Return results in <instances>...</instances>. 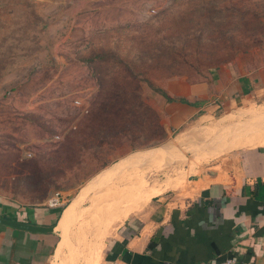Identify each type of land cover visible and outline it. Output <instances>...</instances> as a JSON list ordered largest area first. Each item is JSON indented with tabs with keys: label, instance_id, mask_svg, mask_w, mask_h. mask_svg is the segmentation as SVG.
Returning a JSON list of instances; mask_svg holds the SVG:
<instances>
[{
	"label": "rangeland",
	"instance_id": "obj_1",
	"mask_svg": "<svg viewBox=\"0 0 264 264\" xmlns=\"http://www.w3.org/2000/svg\"><path fill=\"white\" fill-rule=\"evenodd\" d=\"M226 64H264V0H0V216L62 192L53 212L75 208L79 234L67 264H84L99 229L104 244L127 217L233 176L244 149L218 156L222 138L263 123L264 104L176 124L162 94L190 102Z\"/></svg>",
	"mask_w": 264,
	"mask_h": 264
},
{
	"label": "crops",
	"instance_id": "obj_2",
	"mask_svg": "<svg viewBox=\"0 0 264 264\" xmlns=\"http://www.w3.org/2000/svg\"><path fill=\"white\" fill-rule=\"evenodd\" d=\"M192 92L196 96L189 103L168 106L172 123L193 125L207 116L205 109L218 113L264 104V64L247 69L223 65L211 82H197ZM223 145L228 150L244 149L234 164L233 176L219 171L217 179L194 197L176 204L158 201L127 217L104 244L99 229L92 236L96 242L83 244V254L79 250L77 256L82 255L84 264H201L219 263L231 256L239 264H264V142L245 145L241 137L239 141L230 138ZM147 196L148 191L142 197ZM140 205L136 209L144 206ZM53 206L8 208L3 217L58 226L53 233L38 234L0 224V264H67L72 259L70 239L79 236L70 230L76 209L69 205L56 218Z\"/></svg>",
	"mask_w": 264,
	"mask_h": 264
},
{
	"label": "water",
	"instance_id": "obj_3",
	"mask_svg": "<svg viewBox=\"0 0 264 264\" xmlns=\"http://www.w3.org/2000/svg\"><path fill=\"white\" fill-rule=\"evenodd\" d=\"M245 125L247 127V130L253 128V129H260L261 131H264V124L263 123H260L258 125H256V124H245ZM162 147L166 148V146H162ZM155 151H157V149ZM108 171H106V172L108 173ZM101 176L102 175L100 174V176H98V177H101ZM97 178H95V179H97ZM91 183H93V182H91ZM0 224L7 226V227L17 229V230L27 231V232H32V233H38V234L53 233L58 226L57 223H55L53 225H44V224H37V223H32V222H23V221L10 219V218H6V217H1V216H0Z\"/></svg>",
	"mask_w": 264,
	"mask_h": 264
},
{
	"label": "bare ground",
	"instance_id": "obj_4",
	"mask_svg": "<svg viewBox=\"0 0 264 264\" xmlns=\"http://www.w3.org/2000/svg\"><path fill=\"white\" fill-rule=\"evenodd\" d=\"M259 115V114H258ZM261 119V118H260ZM258 121V123H259V120H257ZM262 121L260 120V123H261ZM235 123V122H234ZM248 123H250V122H248ZM264 123V122H263ZM256 124V123H255ZM245 125V124H244ZM245 127V126H244ZM229 128V127H228ZM234 129H236V128H234ZM244 129V128H243ZM252 129H250V131H249V129L247 130V131H249V132H247V131H244V132H247V134L245 135V137H243V136H241V137H243L244 139H245V145H247V144H249V143H262V142H264V134L263 135H253V132H258L257 131V129H255V130H253V131H251ZM239 131V130H238ZM226 132V131H225ZM230 132H232V131H230ZM236 132V131H235ZM261 132V131H260ZM264 131H262V133H263ZM234 133V132H233ZM237 133V132H236ZM233 135H235V134H233ZM242 135H244V134H242ZM232 137V136H231ZM236 137V136H235ZM239 137V136H238ZM236 138V139H238V141L241 139V137L240 138ZM225 140H223V142H224ZM237 141V140H236ZM223 142H222V144H223ZM231 142H235V141H231ZM218 143V142H217ZM237 145H239V142H238V144ZM225 147V146H224ZM219 149H221V148H219ZM228 149H226V147L223 149V150H220V152L218 153V156H220V155H222V154H225V152L227 151ZM217 156V155H216ZM120 172V171H119ZM116 174V173H115ZM158 190V189H157ZM151 191V190H150ZM88 263V262H87Z\"/></svg>",
	"mask_w": 264,
	"mask_h": 264
},
{
	"label": "built area",
	"instance_id": "obj_5",
	"mask_svg": "<svg viewBox=\"0 0 264 264\" xmlns=\"http://www.w3.org/2000/svg\"><path fill=\"white\" fill-rule=\"evenodd\" d=\"M64 194L62 192H57L55 194V197L53 198V204L54 205H63V202H64ZM16 264H22V263H16ZM201 264H239V260L237 257L235 256H231V257H228L226 259H224L223 261L221 262H204V263H201Z\"/></svg>",
	"mask_w": 264,
	"mask_h": 264
},
{
	"label": "trees",
	"instance_id": "obj_6",
	"mask_svg": "<svg viewBox=\"0 0 264 264\" xmlns=\"http://www.w3.org/2000/svg\"><path fill=\"white\" fill-rule=\"evenodd\" d=\"M162 94L168 99L169 102H175L176 101L175 99L171 98L166 92L163 91ZM177 101H180V102H183V103H189L188 101L183 100V99H179ZM3 216H6V215H3Z\"/></svg>",
	"mask_w": 264,
	"mask_h": 264
}]
</instances>
